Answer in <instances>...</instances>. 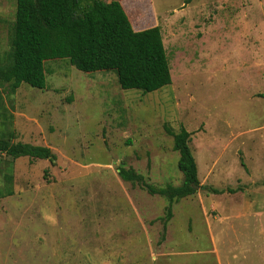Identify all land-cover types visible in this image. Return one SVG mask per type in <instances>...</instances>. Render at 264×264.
Instances as JSON below:
<instances>
[{
    "label": "rangeland",
    "instance_id": "374dc122",
    "mask_svg": "<svg viewBox=\"0 0 264 264\" xmlns=\"http://www.w3.org/2000/svg\"><path fill=\"white\" fill-rule=\"evenodd\" d=\"M120 1L135 23L158 18L172 84L123 91L51 60L45 89L0 88V138L55 156L0 153V264H264V0ZM15 3L0 0V57ZM181 126L200 185L224 193L199 189L166 222L169 201L118 172L179 186L166 128Z\"/></svg>",
    "mask_w": 264,
    "mask_h": 264
},
{
    "label": "trees",
    "instance_id": "16d2710c",
    "mask_svg": "<svg viewBox=\"0 0 264 264\" xmlns=\"http://www.w3.org/2000/svg\"><path fill=\"white\" fill-rule=\"evenodd\" d=\"M66 60L83 73L113 72L121 90L149 94L171 85L170 65L158 26L134 31L120 2L94 0L83 7L81 0H16L10 47L0 57V88L12 94L21 84L43 90L45 63ZM178 153L179 186L155 187L133 169L120 168L119 178L138 185L150 196L169 201L165 221L172 218L171 204L202 189L189 142L191 133L180 127L177 133L166 128ZM0 153L13 160L27 157L55 160L46 147L11 144L0 138ZM46 176V175H45ZM232 192V190H227ZM12 196L11 188H0V199Z\"/></svg>",
    "mask_w": 264,
    "mask_h": 264
},
{
    "label": "crops",
    "instance_id": "0c3cea01",
    "mask_svg": "<svg viewBox=\"0 0 264 264\" xmlns=\"http://www.w3.org/2000/svg\"><path fill=\"white\" fill-rule=\"evenodd\" d=\"M120 2L121 6L123 7L122 3L120 0H117ZM124 9V7H123ZM125 10V9H124ZM125 13L129 19V22L131 24V27L134 31H141V30H145V29H149V28H152V27H155V26H158L160 28V33H161V36H162V32H161V27H160V23L159 21L157 20L158 18L157 17H153V19L151 21H139V22H133V19H131V16H129L125 10ZM162 40H163V36H162ZM163 44H164V49H165V52H166V55H167V47L165 45V42L163 40ZM167 58H168V55H167ZM168 62H169V59H168ZM170 65V63H169ZM170 73H171V68H170ZM171 78H172V75H171ZM172 84V83H171Z\"/></svg>",
    "mask_w": 264,
    "mask_h": 264
}]
</instances>
